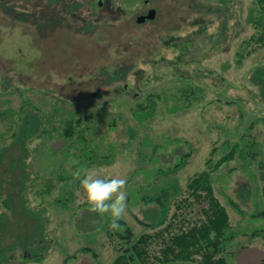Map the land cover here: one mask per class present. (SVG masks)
Returning a JSON list of instances; mask_svg holds the SVG:
<instances>
[{
    "label": "rangeland",
    "instance_id": "obj_1",
    "mask_svg": "<svg viewBox=\"0 0 264 264\" xmlns=\"http://www.w3.org/2000/svg\"><path fill=\"white\" fill-rule=\"evenodd\" d=\"M263 14L264 0H0V264H111L143 233L164 264L205 219L188 189L202 170L236 233L217 255L263 264ZM81 167L126 178L131 241L88 210Z\"/></svg>",
    "mask_w": 264,
    "mask_h": 264
},
{
    "label": "trees",
    "instance_id": "obj_2",
    "mask_svg": "<svg viewBox=\"0 0 264 264\" xmlns=\"http://www.w3.org/2000/svg\"><path fill=\"white\" fill-rule=\"evenodd\" d=\"M72 127L73 124L68 122L65 127V135L70 136L72 134L74 130ZM235 149H237L236 146ZM230 157L231 155L229 153L223 155L215 163V167H219L223 161L228 160ZM179 165L180 164L177 163L175 166L177 167ZM76 184H79V180H77ZM188 189L191 190V193L194 194L196 198L207 200L208 206L204 209L206 215L205 219L202 220L200 225H194L188 231L183 229L179 234L174 235L172 238L170 237L171 241L166 243L165 247L162 249V262L164 264H171L173 261H178L180 259L182 261H191L195 255L201 253V264H227L228 261H226L223 256L218 255L222 252L225 246L224 244L234 239L236 233L231 226L230 215L226 207L214 194L211 170L197 172L188 182ZM7 204L10 205L9 203ZM64 205L66 206L67 203H64ZM256 215L264 217V209L256 213ZM166 218L167 217H162L160 220H153L152 222H147L142 218H138V220L140 223L147 226L156 227L165 223ZM119 223L124 225L123 220H120ZM124 226L125 228L123 231H117L118 237L131 241L134 233L133 229L129 225ZM259 231L260 229L252 230L251 234L257 235ZM150 240L151 236L149 234H141L130 247L123 248V251L118 253L111 264H130L135 256L141 259L144 264H153V262L148 261L150 257L147 245Z\"/></svg>",
    "mask_w": 264,
    "mask_h": 264
},
{
    "label": "clouds",
    "instance_id": "obj_3",
    "mask_svg": "<svg viewBox=\"0 0 264 264\" xmlns=\"http://www.w3.org/2000/svg\"><path fill=\"white\" fill-rule=\"evenodd\" d=\"M75 180H79L89 211L97 213L101 220L105 215L111 217L109 229L118 231L128 209L127 180L120 176L102 178L88 167L78 168L74 173Z\"/></svg>",
    "mask_w": 264,
    "mask_h": 264
},
{
    "label": "water",
    "instance_id": "obj_4",
    "mask_svg": "<svg viewBox=\"0 0 264 264\" xmlns=\"http://www.w3.org/2000/svg\"><path fill=\"white\" fill-rule=\"evenodd\" d=\"M156 16V9L151 8L149 9L147 14H141L137 17L138 22H144L146 19H154Z\"/></svg>",
    "mask_w": 264,
    "mask_h": 264
},
{
    "label": "crops",
    "instance_id": "obj_5",
    "mask_svg": "<svg viewBox=\"0 0 264 264\" xmlns=\"http://www.w3.org/2000/svg\"><path fill=\"white\" fill-rule=\"evenodd\" d=\"M259 250V249H258ZM251 253H253V251L251 250ZM262 257H264V256H262ZM264 259V258H263Z\"/></svg>",
    "mask_w": 264,
    "mask_h": 264
}]
</instances>
